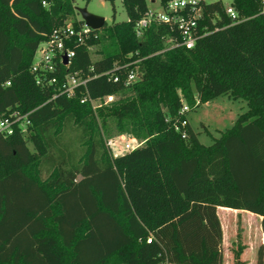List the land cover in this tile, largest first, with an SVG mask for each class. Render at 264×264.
I'll use <instances>...</instances> for the list:
<instances>
[{
  "label": "trees",
  "instance_id": "1",
  "mask_svg": "<svg viewBox=\"0 0 264 264\" xmlns=\"http://www.w3.org/2000/svg\"><path fill=\"white\" fill-rule=\"evenodd\" d=\"M74 2L0 0V115L19 109L32 120L26 136L0 134V264H224L220 208L259 215L264 232L260 0H232L247 17L234 24L221 0L205 3L200 25L210 32L193 48L171 49L165 38L178 33L166 24L137 36L148 1L123 0L127 20L71 44L70 71L88 81L68 98L39 85L30 68L54 29L78 25ZM135 60L141 78L132 85L103 75ZM125 90L131 94L96 109L81 102L86 91L99 98ZM221 95L247 100L248 110L212 144L190 122L185 138L175 130ZM184 101L190 110L181 114ZM112 125L143 145L113 156L104 136ZM237 237L234 263L244 264ZM256 264H264V244Z\"/></svg>",
  "mask_w": 264,
  "mask_h": 264
},
{
  "label": "built area",
  "instance_id": "2",
  "mask_svg": "<svg viewBox=\"0 0 264 264\" xmlns=\"http://www.w3.org/2000/svg\"><path fill=\"white\" fill-rule=\"evenodd\" d=\"M215 1L218 0H167L166 4H163L159 0V7L149 8L136 23L137 36L143 37L145 30L153 24H166L172 32L178 33V35L171 34L165 38L167 49L178 46L193 48L199 38L210 32L208 26L201 27L200 25L201 20L204 18V4ZM260 2L262 4L261 10L264 13V0H260ZM223 4L224 11L232 24L247 18L240 14L232 0L228 4L224 2ZM78 21L77 26L72 21H67L64 25L54 29L49 37L39 44L30 68L39 85L54 86L57 94L66 95L68 98L76 97L79 92H82V87H86L88 81V78L83 76L81 72L70 71L72 61L76 55L71 44L85 42L91 32L95 30L87 25L82 18H78ZM65 57L67 63H65ZM138 62L139 60H135L126 64H115L111 70L105 71L103 75L108 76V79L113 82H123L126 86L132 85L141 78ZM10 84V81L6 82V85ZM116 100V94L93 98L88 91L83 93L81 97V102H90L94 109L113 103ZM189 110L188 103L184 101L180 113L185 114ZM30 113L13 109L0 115V134L9 136L19 131L25 136L28 135L32 126ZM189 122L187 117L181 125H174L175 130L181 132L184 138L187 133L183 130V127ZM143 143L144 141H139L137 138L125 133L118 134L117 139L112 137L106 139V145L113 156H119L136 149L142 146ZM152 239L153 236H150L147 241L151 243ZM162 264L169 263L164 262Z\"/></svg>",
  "mask_w": 264,
  "mask_h": 264
},
{
  "label": "rangeland",
  "instance_id": "3",
  "mask_svg": "<svg viewBox=\"0 0 264 264\" xmlns=\"http://www.w3.org/2000/svg\"><path fill=\"white\" fill-rule=\"evenodd\" d=\"M156 1L157 2L154 4L152 3V0H148L152 8L159 7V3H158L159 0ZM222 1L225 4H228L230 2V0H222ZM114 5L116 9L115 17L113 16L114 10H113V3L111 2V0H75L74 6L77 11L76 18L77 19L82 18V15L80 14L79 10L87 9L89 12L95 15L105 17L106 23L108 24H111L114 20L117 22L127 20L128 15L124 7L123 0H114ZM90 50L93 59L100 58V55L96 52V47H91ZM130 94H131L130 91L125 90L124 92L118 94L117 98L124 97ZM247 110H248L247 100L242 98L233 99L228 95H221L207 103H204L192 109L188 113V119L193 129L198 133L199 140L205 145H210L217 138L221 136L223 131L232 127L238 116ZM111 128H112L111 133L109 134L104 133L105 138L108 139L112 137L114 139H117L118 133L116 132L114 125H112ZM29 147L31 150L34 149L32 143H29ZM221 215L223 216V218L225 217V213L223 211H221ZM249 217L250 216L247 215L246 213L245 214L241 213L240 215L238 214L232 215L231 220H232L233 229L228 225L226 227V232L227 235H230V232H232V238L234 237V242H232V240L228 241L229 242L227 245L228 252L226 253L224 263L228 264L230 260L232 264H235L233 254L237 244L235 240H238V237L235 238V235L236 232L237 234L239 233L238 235L240 237L239 241L243 242L242 236H243V231L245 230L243 222L247 223L248 222L247 220L250 219ZM256 227H257L256 224L253 223L252 228L255 229L254 231H256ZM227 238L230 239V237L228 236ZM228 253L230 255H228ZM248 255H249V251H248Z\"/></svg>",
  "mask_w": 264,
  "mask_h": 264
},
{
  "label": "crops",
  "instance_id": "4",
  "mask_svg": "<svg viewBox=\"0 0 264 264\" xmlns=\"http://www.w3.org/2000/svg\"><path fill=\"white\" fill-rule=\"evenodd\" d=\"M148 1V0H147ZM156 0H152V3H156ZM159 3V1H158ZM149 8H152L151 5L149 4ZM221 211H223L225 213V217L223 218V216L221 215ZM241 213H246L247 215H249L250 219L247 220L248 222H243L244 224V231H243V236H242V240L243 242H241L242 246H243V251H242V255L241 258L244 261V264H256L257 262V253H258V248L261 244H264V232L262 230L261 227V218L259 215H256L254 213L251 212H244V210H235V209H231V208H226V207H222L219 209V215L221 218V222H222V226H223V231H224V250H225V256L227 251V245H228V241L232 240V242H234V237L232 238V232H230V235H227L226 232V227L229 225L232 229V220L231 217L232 215L238 214L240 215ZM256 224V231H254L255 229L252 228V225ZM247 234V235H246ZM246 235V237H245ZM230 237V239L227 238ZM237 232L235 235V238L237 237ZM237 241V240H235ZM248 251H249V255H248ZM228 255H230L228 253ZM230 259V258H229ZM227 264V263H224ZM228 264H232L231 261L229 260Z\"/></svg>",
  "mask_w": 264,
  "mask_h": 264
},
{
  "label": "water",
  "instance_id": "5",
  "mask_svg": "<svg viewBox=\"0 0 264 264\" xmlns=\"http://www.w3.org/2000/svg\"><path fill=\"white\" fill-rule=\"evenodd\" d=\"M82 15V19L85 20L87 25L95 30L101 29L106 24V18L103 16L95 15L89 12L87 9L79 10ZM65 63H67V58L65 57Z\"/></svg>",
  "mask_w": 264,
  "mask_h": 264
}]
</instances>
